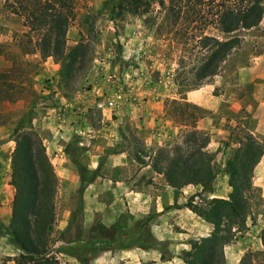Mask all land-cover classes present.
<instances>
[{
    "label": "crops",
    "instance_id": "obj_1",
    "mask_svg": "<svg viewBox=\"0 0 264 264\" xmlns=\"http://www.w3.org/2000/svg\"><path fill=\"white\" fill-rule=\"evenodd\" d=\"M256 28H259L258 34L253 31ZM244 30L247 33L243 35L242 43L223 62H232L234 72H218L211 76L210 81L208 79L211 77L205 79L198 87L186 92V100L209 109L211 114L220 112L223 108L220 105L227 101L236 109L248 105L250 95L247 92L255 84L253 91L259 100L256 106L264 112V100L259 95L260 82L264 81V50L255 53L247 47L251 37L255 40L264 36V16L258 25ZM238 50L244 52V61L238 56L231 61L230 56ZM104 67H108L105 62L101 69L104 70ZM136 70L132 73L133 77L128 74L127 91L122 89L120 75L116 71L111 79L101 74V82L88 93L73 98H63L59 93L49 94L45 100L47 105L42 106L44 114L36 111L39 108L31 111L35 117L31 122L33 127L29 128H43L44 134L41 131L39 134L62 189L64 192L67 188L78 189L83 199L78 222L80 242L124 243L125 246L118 251L113 250V255H107L113 264H185L181 255H170L171 258L164 259L162 254H165L166 248L182 253L190 248L193 241L212 231V223L185 205L189 190H200L202 187L192 183L182 188L171 186L163 174L152 167L148 156L159 146L168 143L183 126L166 114L167 103L181 97L171 84L161 88V85L149 82L142 86L140 79L143 71L139 73ZM107 79L110 82L106 88L110 93L109 102L114 104L113 108L118 107L128 115L110 119L109 113L113 109L103 106L101 125L94 126L88 120V108L95 103L97 94L103 90L101 84ZM217 86L221 87L220 92L215 91ZM116 100L119 101L118 105H115ZM99 103L103 102L99 100L97 105ZM124 108L126 111H123ZM253 117L259 118V122L249 130L264 146V114L259 117V112L253 109ZM127 121L131 125H126ZM197 127L210 129V151L219 149L220 145L222 147L215 155V162H219L216 163L217 175L211 190L203 192L205 198L228 197L232 188L228 169L231 155L228 157L227 154L230 139L224 133L225 128L215 126L210 115L200 118ZM221 132L223 140L217 138ZM134 136L149 150L148 154L139 155ZM230 144L239 147L240 141L231 140ZM81 167L85 169L84 177ZM252 185L261 192L262 201L252 203L242 227L235 226L239 228L235 238L224 247L227 264H234L230 259H235V264H238L243 252L249 248L254 250L255 244L259 248L264 247V150L253 167ZM14 192V185L7 183L6 177L2 178L0 173V258L9 256L6 264H15L13 257L19 250L3 231V225H7L10 218ZM243 228L245 233H241ZM102 251L100 246H93L92 261L100 257Z\"/></svg>",
    "mask_w": 264,
    "mask_h": 264
},
{
    "label": "trees",
    "instance_id": "obj_2",
    "mask_svg": "<svg viewBox=\"0 0 264 264\" xmlns=\"http://www.w3.org/2000/svg\"><path fill=\"white\" fill-rule=\"evenodd\" d=\"M137 1L140 0H130L127 4L132 8ZM157 3L165 10L166 18L158 24L159 30L166 29L171 34L173 48L183 51V56L194 58L188 67L183 65V72L179 71L186 74L187 80L179 91L181 99L171 100L172 111L180 114V124L191 127L182 130L173 143L163 144L149 153V161L173 187L182 188L191 183L202 187L196 195L203 196V203L196 202L194 194L185 205L212 223L213 229L183 251L185 264H226L224 247L245 224L251 209L252 171L264 146L256 136L247 133L228 160L232 187L228 197L205 198L203 192L211 190L217 175L215 153L208 149L209 133L197 127L194 110L189 121L183 117L191 107L202 109L186 100L185 95L219 72L225 59L242 43L240 30L259 24L264 16V0H169L168 3L157 0ZM4 4L23 17L28 33L39 30L37 50L42 57L53 56L61 61L64 74L86 63L87 50L82 42L67 49V32L75 17L73 0H5ZM124 6L125 3L114 2L117 9ZM15 129L11 156V183L15 192L9 222L3 225L5 234L19 248L13 259L15 264H66L59 256L63 251L56 247L53 234L58 175L42 138L29 128ZM80 171L84 177L85 169L81 167ZM8 259L9 256L1 257L0 264H6Z\"/></svg>",
    "mask_w": 264,
    "mask_h": 264
},
{
    "label": "rangeland",
    "instance_id": "obj_3",
    "mask_svg": "<svg viewBox=\"0 0 264 264\" xmlns=\"http://www.w3.org/2000/svg\"><path fill=\"white\" fill-rule=\"evenodd\" d=\"M73 1L75 17L67 32V49L69 50L78 42H82L87 50L88 59L83 66H76L70 74L66 75L63 73L61 61L53 56L42 57L37 52L36 44L39 41V30L28 33L23 17L11 12L5 6V0H0V173L2 178L6 177L7 183L11 182L9 175H11V156L17 134L15 128L17 126L33 127L31 122L35 115H32L31 111L39 108L36 111L39 114H44L42 106L47 105L45 100L49 94L59 93L58 95L63 98H73L81 95V93H88L94 88L95 84L101 82V74L103 77L107 76L111 79L116 71L119 72L122 89L127 91L129 89L128 74L131 75L140 67L142 70L136 71L139 73L143 71L142 76L144 78L141 77L140 79L142 86L147 85L149 82L161 85V88L171 84L176 87L175 89L181 97L179 91L184 86L183 83L187 82L184 79L186 74L181 75L179 71L180 73L183 72L184 67L192 64L194 58H190L187 54V56H183V51L172 47L174 42L171 41V34L169 35L166 29L159 30L158 24L165 22L166 18L165 10L159 6L157 0H140L134 3L132 8L131 4H127L130 0ZM115 1L125 3L126 6L123 9H117L114 7ZM168 2L169 0H166V3ZM132 9H137L138 12H134ZM257 29L259 28L253 30L257 32L256 34H258ZM239 33L243 36L247 32L246 30H240ZM247 47L255 53L263 51L264 36L255 38V40L251 37L248 40ZM237 56L244 61L242 59L244 52L242 53L241 50L230 56L231 61L234 59L233 57L236 59ZM104 62L108 64V67H104V70H102L101 66ZM183 65L187 66L183 67ZM233 72L232 62L223 63L219 70V74ZM131 77H133V74ZM211 79L212 77L208 81ZM260 83L261 92L259 95L260 99L264 100V81ZM109 84L108 79L107 82L101 84L103 90L97 94L95 103L88 108L87 117L94 126H100L103 117L101 113L103 107L97 105L99 100L104 103V107L113 109L112 113H109L110 119L122 118V116L128 115L117 109L118 107L113 108L114 104L109 102L110 93L106 90ZM251 88L247 92L250 95L247 106L243 105L235 109L233 104L231 106V103L227 101L226 104L222 103L220 105L223 106L222 112L217 111L212 114L209 109H193L191 107L184 112L183 117H186L189 121L195 115L197 118L196 124H198L200 118L210 115L216 127L225 128L224 133L230 139L227 144L229 145L227 149L229 157L238 147L230 144L231 140L241 142L247 133H251L249 128L259 122V118L253 117V109L259 112V117L264 114L256 106L259 100L257 96L255 97L253 91L255 84H252ZM220 90L221 87L217 86L215 88L217 92H220ZM59 96L57 97L59 98ZM118 103L119 101L116 100L115 105H118ZM122 106L121 104V108ZM166 108V114L175 123L180 124V114L172 111L171 102L167 103ZM125 109L123 111H126ZM192 110L195 113L193 115L190 114ZM128 124L131 125L129 121L126 122V125ZM190 127V125L181 126L178 134L170 139L168 143L176 141L181 131ZM31 130L40 137V131L44 134L41 126ZM203 130L207 131L211 137L210 129ZM222 137L223 132L217 135V138L221 140H223ZM133 138L137 150L140 151L139 155L148 154L149 150L143 147L141 140L135 136ZM221 149L220 145L219 149L212 152L216 155ZM216 163L219 164V162H215V165ZM60 183L59 181L57 220L53 227V234L57 239L56 247L62 248L63 251L59 253L61 260L66 264H113L108 260L107 257L109 256L107 255H113V250L118 251L125 244L122 242L95 244L91 240L80 242L81 229L78 222L83 199H81L78 189L67 188V191L64 192ZM66 186L68 185L66 184ZM68 189L72 191H68ZM201 189H190L188 197L196 195ZM202 197V195H196L194 199L198 203H203ZM250 199L252 203H260L262 201L261 192L254 187L250 192ZM68 220L69 223L66 224ZM241 231V233L246 232L245 228ZM93 246H100L103 251L100 257H95L92 261ZM12 247L15 246L12 245ZM12 250H16V248H12ZM18 252L19 250H17ZM164 252L165 254H162L164 259L171 258L170 255L176 257L177 254L183 257V252L179 253L177 249L170 251L166 248ZM225 262L227 264L226 257ZM230 262L235 264V259H230ZM238 264H264V247L259 248L255 244L254 250L252 248L247 249L243 252Z\"/></svg>",
    "mask_w": 264,
    "mask_h": 264
},
{
    "label": "built area",
    "instance_id": "obj_4",
    "mask_svg": "<svg viewBox=\"0 0 264 264\" xmlns=\"http://www.w3.org/2000/svg\"><path fill=\"white\" fill-rule=\"evenodd\" d=\"M98 106L103 107L104 106V103H99Z\"/></svg>",
    "mask_w": 264,
    "mask_h": 264
}]
</instances>
